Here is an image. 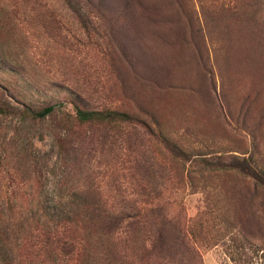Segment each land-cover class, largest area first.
Returning <instances> with one entry per match:
<instances>
[{"label":"rangeland","instance_id":"rangeland-1","mask_svg":"<svg viewBox=\"0 0 264 264\" xmlns=\"http://www.w3.org/2000/svg\"><path fill=\"white\" fill-rule=\"evenodd\" d=\"M72 1L0 0V264H145L134 236L62 249L60 204L86 188L185 217L197 253L164 264H264V0ZM78 106L149 128L80 127Z\"/></svg>","mask_w":264,"mask_h":264},{"label":"trees","instance_id":"trees-1","mask_svg":"<svg viewBox=\"0 0 264 264\" xmlns=\"http://www.w3.org/2000/svg\"><path fill=\"white\" fill-rule=\"evenodd\" d=\"M68 1L69 3L73 2L72 0ZM56 107L57 105H47L34 109L25 107L22 112L33 118L45 119L55 115ZM11 108V105L0 102V113L10 112ZM65 118L80 127L103 126L108 129L107 132L126 125L142 124L149 128L147 124L136 119L128 112L110 108L96 109L78 106L72 115H68ZM164 142L169 145V141L166 138ZM249 174L255 178V175ZM74 194L68 201L62 202L59 208L64 225L62 228L63 232L59 230L57 234V242L66 251L76 248L82 254L88 239L93 242L92 238H99L100 235L107 234L117 240L118 243L120 239L127 240L130 236H134L135 240L141 244V260L145 264H164L169 259L168 253L176 251L175 247L177 251H181L184 254L188 251L197 253L195 246L192 244V241L196 238L193 227L191 228L190 224L188 225L186 221H183L185 217L166 211L167 208L160 201H133L130 204L118 206L117 204H110L102 199L100 200L98 192H91L87 188L81 189ZM81 194H84V196ZM91 195L95 198H92ZM4 217L5 213L0 205V226ZM43 232L42 229L36 235L40 249L45 247L44 240L40 238ZM5 234L1 232V235ZM218 235L221 237L226 234L220 233ZM44 236L47 238L51 237L46 234ZM215 236H213L210 246L218 244L217 240L219 238ZM229 240L230 243L227 246H230L231 249L234 248V252L239 249L244 250L245 248H242L244 243L248 245L254 243L251 239L249 241L246 236L237 244L236 241L238 239L234 235H231ZM231 255L232 258H235L232 253ZM103 259V264H116L110 261L108 256Z\"/></svg>","mask_w":264,"mask_h":264}]
</instances>
